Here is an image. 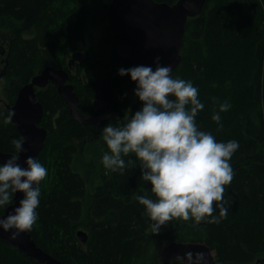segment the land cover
Returning a JSON list of instances; mask_svg holds the SVG:
<instances>
[{
	"label": "trees",
	"instance_id": "1",
	"mask_svg": "<svg viewBox=\"0 0 264 264\" xmlns=\"http://www.w3.org/2000/svg\"><path fill=\"white\" fill-rule=\"evenodd\" d=\"M109 2L0 0V37L7 39L8 51L1 78L8 102L44 66L68 69L65 56L80 50L78 76L69 73L79 110L85 113L93 99H100L103 108L125 118L103 120L97 127L82 124L70 116L55 85L36 91L44 109L39 125L47 129L37 158L48 173L39 185L38 220L28 232L64 264H180L158 256L159 247L173 240L206 243L215 264H264V0H206L185 23L181 60L171 75L198 87L205 105L196 117L200 128L217 140H237L239 148L230 160L232 181L225 185L227 215L211 223L175 217L159 233L135 198H155L139 161L123 172L101 161L108 151L102 128L123 123L142 104L135 81L117 72L134 64L114 50L116 35L106 21ZM224 102L230 108L218 125L211 116ZM20 136L8 109H0V150L13 153L12 140ZM129 157L135 160L134 154ZM212 215L219 216V209ZM77 229L88 234L84 244ZM0 264L37 263L0 239Z\"/></svg>",
	"mask_w": 264,
	"mask_h": 264
},
{
	"label": "clouds",
	"instance_id": "2",
	"mask_svg": "<svg viewBox=\"0 0 264 264\" xmlns=\"http://www.w3.org/2000/svg\"><path fill=\"white\" fill-rule=\"evenodd\" d=\"M159 59L155 58V69L144 64L117 69L119 75L127 74L135 81L134 94L142 104L123 123H108L101 133L108 148L101 156L106 168L123 172L139 161L141 177L150 182L155 198L139 194L135 198L145 206L154 233L175 217L197 222L207 219L209 223L225 217V185L234 175L230 160L239 148L237 140H217L212 132L200 128L196 117L205 105L198 87L191 80L173 77V68L162 66ZM229 108L228 103H219L211 119L219 125L221 113ZM25 140L24 136L14 138L16 150L0 161V208L14 205V194L22 193L18 204L0 215V228L11 230L12 238L30 231L38 220L39 185L48 173L36 156H26L23 166L18 163L21 153L27 151ZM129 154L135 160H126ZM217 209L219 216L212 215ZM175 260L208 264L204 252L187 251Z\"/></svg>",
	"mask_w": 264,
	"mask_h": 264
},
{
	"label": "water",
	"instance_id": "3",
	"mask_svg": "<svg viewBox=\"0 0 264 264\" xmlns=\"http://www.w3.org/2000/svg\"><path fill=\"white\" fill-rule=\"evenodd\" d=\"M205 1L176 0L169 4L155 0H110L106 21L116 35L113 42L115 52L134 65H151L153 69L156 66L155 58L159 57L162 66L170 65L174 69L181 60L180 47L185 23L189 17L200 13ZM83 57V52L76 50L70 54L67 61L68 69L44 66L18 89L12 105L8 106L10 121L20 135L26 138L23 148L27 151L21 153L18 161L22 166L26 156L38 157L47 135V129L39 125L44 109L42 103L36 99V88L42 89L49 83L55 85L59 96L69 108L70 116L82 124L96 125L105 117L83 116L78 110V96L68 79L69 70L74 69L75 63ZM3 73L4 70L1 69L0 75ZM102 105L103 101L100 99L92 100L94 109ZM10 154L0 150V161L5 160ZM21 197V192L14 194V205L7 206L0 215H6L7 211L16 206L15 203L18 204ZM10 231L0 228V239L17 247L35 263L64 264L37 246L28 231L21 232L16 238L10 236ZM76 237L79 242L85 243L88 234L84 229H77ZM187 251L204 252L208 264L216 262L210 246L199 241H170L160 249V255L164 259L175 260L177 255L183 256ZM258 262L259 260H256L253 264Z\"/></svg>",
	"mask_w": 264,
	"mask_h": 264
},
{
	"label": "rangeland",
	"instance_id": "4",
	"mask_svg": "<svg viewBox=\"0 0 264 264\" xmlns=\"http://www.w3.org/2000/svg\"><path fill=\"white\" fill-rule=\"evenodd\" d=\"M91 30H90V32H92ZM6 47H7V39H5L4 37H0V71H1V69H3L5 71L6 66L8 65V51H7V48ZM65 57H66V61H67V59H68L67 55ZM72 74L74 75V77L75 76H78L77 75L76 68L73 70ZM69 81H70V83H73L74 84V79H69ZM5 84H6V81L4 80V78H1L0 77V109H5V104L8 103V100L6 99L7 96H6V93H5ZM45 88H42V90L45 89ZM38 90H40V89L39 88H36V91H38ZM169 242L170 241L164 242L159 247V249H158V256L160 258H162L161 255H160V249L163 246H165L167 243H169ZM212 252L215 255L214 251H212Z\"/></svg>",
	"mask_w": 264,
	"mask_h": 264
},
{
	"label": "flooded vegetation",
	"instance_id": "5",
	"mask_svg": "<svg viewBox=\"0 0 264 264\" xmlns=\"http://www.w3.org/2000/svg\"><path fill=\"white\" fill-rule=\"evenodd\" d=\"M83 55H84V53H83ZM70 57V56H69ZM69 59V58H68ZM68 59H67V61H68ZM79 62V61H78ZM76 64V63H75ZM76 67H74V69H75ZM74 69H72V70H69V73L71 72H73V70ZM3 75V74H2ZM2 75H0V77L2 76ZM69 79H70V75H69ZM69 79H68V82H70L69 81ZM45 88V87H44ZM40 89V88H39ZM15 99V98H14ZM63 100V99H62ZM14 101V100H13ZM13 103V102H12ZM12 103L11 102H8V103H6L5 104V108H7L8 109V111H9V108H8V106H10V105H12ZM78 103H79V100H78ZM90 106H91V108L90 109H88L85 113L84 112H81L80 110H79V107H78V110H79V112L83 115V116H89V115H94V116H101V115H105V117L103 118V119H101V121L99 122V123H97L96 125H93V126H95V127H97V126H99L100 124H101V122L103 121V120H110V119H115V120H124L125 118L123 117V118H121V117H119V116H117V115H115L113 112H111L110 110H106L105 108H103L104 107V103H103V105L101 106V107H98L97 109H94L93 108V106H92V101H91V103H90ZM68 107V106H67ZM68 112H69V108H68ZM10 120V119H9ZM12 123V122H11ZM13 124V123H12ZM14 125V124H13ZM15 126V125H14ZM79 241V240H78ZM82 244H84V243H82Z\"/></svg>",
	"mask_w": 264,
	"mask_h": 264
}]
</instances>
